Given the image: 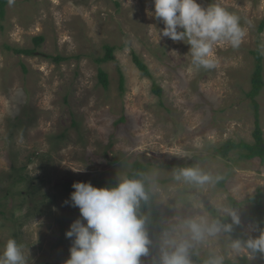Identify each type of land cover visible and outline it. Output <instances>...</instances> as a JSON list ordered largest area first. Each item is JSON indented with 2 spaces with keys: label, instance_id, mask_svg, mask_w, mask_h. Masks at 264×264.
<instances>
[{
  "label": "rangeland",
  "instance_id": "1",
  "mask_svg": "<svg viewBox=\"0 0 264 264\" xmlns=\"http://www.w3.org/2000/svg\"><path fill=\"white\" fill-rule=\"evenodd\" d=\"M216 2L240 18L245 36L237 49L215 44L216 66L208 70L191 63L190 45L159 37L164 24L149 15L153 0H9L0 16V247L12 237L29 250V264H64L71 246L65 233L80 212L65 204L62 183L116 182L135 160L156 177L161 221L197 207L212 216L208 206H231L232 197L240 201L231 207L243 231L257 234L245 213L258 190L264 208V160L242 158L238 147L222 156L218 148L227 140L253 141V100L264 139V0ZM106 44L114 46L113 59L97 62ZM254 52L263 85L252 99ZM133 53L150 76L135 66ZM56 55L64 59L49 57ZM188 166L219 176L221 184L197 188L172 179L174 168ZM15 175L23 179L15 182ZM208 247L226 259H249L232 254L225 240Z\"/></svg>",
  "mask_w": 264,
  "mask_h": 264
},
{
  "label": "clouds",
  "instance_id": "2",
  "mask_svg": "<svg viewBox=\"0 0 264 264\" xmlns=\"http://www.w3.org/2000/svg\"><path fill=\"white\" fill-rule=\"evenodd\" d=\"M154 12L149 15L162 21L159 37L190 45L191 63L197 68L214 69V45L218 42L240 47L245 32L240 18L213 0L202 6L198 0H153ZM264 54V44L260 46ZM74 170V169H73ZM75 171H83V168ZM172 179L197 188L215 184L214 177L198 166L178 167ZM156 177L142 171L118 172L116 183L96 187L91 182H74L70 201L77 207L75 219L65 235L71 240L70 257L64 264H225V255L208 247L213 240H225L230 252L249 259L264 256V226L252 222L248 228L258 235L233 237L241 224L236 208L217 204L216 216L203 208L187 215H176L162 221L159 234L153 238L149 226L152 214ZM230 221V222H229ZM0 264H29V250L9 237L0 247Z\"/></svg>",
  "mask_w": 264,
  "mask_h": 264
},
{
  "label": "trees",
  "instance_id": "3",
  "mask_svg": "<svg viewBox=\"0 0 264 264\" xmlns=\"http://www.w3.org/2000/svg\"><path fill=\"white\" fill-rule=\"evenodd\" d=\"M9 2V0H0V16L4 14V9L6 4ZM37 43L42 41V37H37L35 39ZM105 53L103 56L96 59L97 62L107 61L113 59V51L114 46L111 45H104ZM14 52L16 53H24L27 55H31L34 53V49H24V48H14ZM255 53V52H254ZM256 54V66L255 69L251 75L250 83L251 88L250 91L247 92V94L253 99V96H255L260 88L263 85L262 78H261V65H260V58L259 55ZM55 61H59L64 59V56L56 55V56H49ZM132 61L134 62L135 66L138 68V70L144 75V76H150V71L146 64L136 55L132 54ZM98 79L100 83L106 87L107 86V73L102 68L98 69ZM119 82H120V88H123L124 83V75L121 71H119ZM153 91L157 94H160V88L156 84L153 85ZM254 104V129H253V141L252 142H246L243 140H240L238 142H233L230 140H227L224 142L219 148L218 151L222 156H226L228 151H230L232 148L240 149V157L245 159H252V158H258L260 160H264V139L262 137V130L260 128V125L258 123V104L255 100H253ZM146 165L141 161H133L131 164V168L129 173L135 172V171H142L147 173ZM17 175V174H16ZM14 176V181L17 182L18 179H23L22 177H16ZM91 182L93 186L96 187H107L115 184L116 182L112 179L107 180H77V181H65L62 183V186L65 191L70 194L74 191L72 185L74 182ZM222 179L218 180V183L221 184ZM249 200H251V204L248 208V210L245 213V216L251 221L259 223L261 226H264V208H263V202H262V192L258 190L252 197H249ZM240 201L234 200L232 197H230V205L233 207L239 206ZM208 211L211 213L212 216H216L217 212L216 209L213 206L207 207ZM152 214L154 216L153 223L149 226V234L151 237L155 238L162 227V217L161 213L158 211L157 206L155 204V200L153 197V205H152ZM230 222V221H229ZM233 237H247V234L243 231L242 224L239 226H236L234 228ZM258 235V233L256 234ZM149 258V257H148ZM195 260H197L198 264V258L194 257ZM46 264H60L58 262H47ZM150 264V260H149ZM225 264H250V260L246 256H240L236 261L225 259ZM252 264H264V256L260 254L255 255V261Z\"/></svg>",
  "mask_w": 264,
  "mask_h": 264
}]
</instances>
